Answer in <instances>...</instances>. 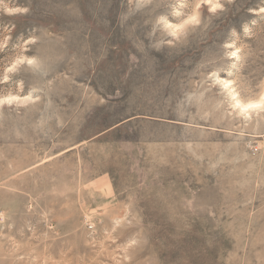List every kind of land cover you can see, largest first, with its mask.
<instances>
[{
    "label": "rangeland",
    "instance_id": "1",
    "mask_svg": "<svg viewBox=\"0 0 264 264\" xmlns=\"http://www.w3.org/2000/svg\"><path fill=\"white\" fill-rule=\"evenodd\" d=\"M0 264H264V0H0Z\"/></svg>",
    "mask_w": 264,
    "mask_h": 264
}]
</instances>
